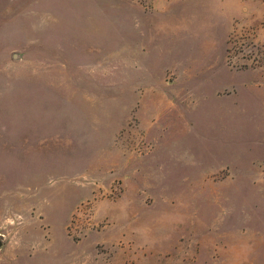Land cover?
<instances>
[{
  "label": "rangeland",
  "instance_id": "374dc122",
  "mask_svg": "<svg viewBox=\"0 0 264 264\" xmlns=\"http://www.w3.org/2000/svg\"><path fill=\"white\" fill-rule=\"evenodd\" d=\"M0 264H264V0H0Z\"/></svg>",
  "mask_w": 264,
  "mask_h": 264
},
{
  "label": "water",
  "instance_id": "95a60500",
  "mask_svg": "<svg viewBox=\"0 0 264 264\" xmlns=\"http://www.w3.org/2000/svg\"><path fill=\"white\" fill-rule=\"evenodd\" d=\"M0 245H1V240H0Z\"/></svg>",
  "mask_w": 264,
  "mask_h": 264
}]
</instances>
